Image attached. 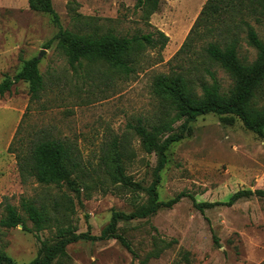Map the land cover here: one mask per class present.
<instances>
[{"label":"rangeland","instance_id":"rangeland-1","mask_svg":"<svg viewBox=\"0 0 264 264\" xmlns=\"http://www.w3.org/2000/svg\"><path fill=\"white\" fill-rule=\"evenodd\" d=\"M207 1L160 0L159 9L146 19L135 7L136 0H53L67 29L130 37L151 33L156 38L161 30L169 37L163 49L143 43L134 54L135 71L128 75L94 62L75 70L57 40L47 46L58 31L49 13L31 10L28 0H0V82L17 73L23 59L34 56L44 79L36 99L25 81L0 95V219L9 202L18 207L28 227L0 226V250L16 264H29L37 257L42 241L54 243L59 226L99 235L114 212L131 213L149 202L158 156L144 150L131 125L151 127L175 117L170 103L154 92L155 76L184 72L198 95L201 84L215 78L227 92L233 78L210 60L207 44L223 45L237 38L240 59L245 63L256 59L243 22L253 25L264 40L262 0H235V6L225 7L224 23L214 32L201 27L203 33L191 50L178 54ZM69 2L82 19L75 18ZM255 103L264 108V84ZM233 116L226 122L215 113L201 115L189 123L191 130L181 140L170 145L157 184L161 200L185 191L198 202H216L240 189H264V136ZM182 123L174 121L172 128L178 130ZM48 138L70 147L78 191L22 178L17 155L27 153L36 140ZM116 151L132 185L113 175ZM22 198L48 210L49 227L37 233L20 206ZM117 226L132 250L115 238L80 240L70 243L53 264H264V197L242 198L202 213L186 196L148 217L119 219Z\"/></svg>","mask_w":264,"mask_h":264},{"label":"trees","instance_id":"trees-1","mask_svg":"<svg viewBox=\"0 0 264 264\" xmlns=\"http://www.w3.org/2000/svg\"><path fill=\"white\" fill-rule=\"evenodd\" d=\"M262 2L264 4V0ZM28 4L31 10L49 13L52 16V21L57 26L58 31L48 41L47 46L57 40L58 49L67 57L71 67L75 70L94 62L105 64L129 75L135 71L136 59L134 54L143 46V43H148L153 47L159 46L160 49H163L169 40V37L161 30H158L157 38L151 33L130 37L119 36L111 31L104 33L95 30L93 32L74 31L63 27L60 16L54 8L53 0H28ZM233 4L235 6V0H208L178 54L191 50L190 46L195 38L203 33L201 27H208L209 32H214L218 28L217 25L224 23L225 17L223 15L227 12L225 7L233 6ZM159 5L160 0H136L135 7L142 9L145 18L149 19L159 9ZM69 6L76 12L72 2H69ZM82 17L81 13H75L76 19H82ZM243 23L247 30L248 43L257 50V57L253 62L245 63L240 59L237 50V38H233L223 45L217 42H209L205 48L210 60L219 64L233 78V85L227 92L221 91L215 78H213L212 83L203 82L201 84L202 94L198 95L190 87L184 72L174 71L170 74L155 76L154 92L170 103L171 108L175 111V117L151 127L143 123L131 125V128L140 138L144 150L153 152L158 156L156 179L150 189L149 202L131 213L114 212L110 223L99 235L92 234L90 231L78 233L73 231L70 226H59L56 241L51 244L42 241L39 254L29 264H53L59 256L66 253V247L70 243L80 240L97 241L115 238L126 248L132 250L131 242L117 226L118 220L148 217L163 207H174L186 196L193 198L194 206L202 213L216 205L232 206L242 198L264 197V189L262 188L255 190L240 189L227 200L216 202H198L185 191L179 192L167 200H161L157 192L160 171L168 161L170 145L181 140L185 133L191 130L189 123L195 121L199 116L215 113L222 116V121L229 122L232 121L233 115H236L247 129L264 136V108H259L255 103V98L264 84V40L259 37L253 25L247 21ZM39 62L37 56L23 59L21 69L13 76H5L0 82V95L11 91L17 82L25 81L29 83L31 98H38L44 89V79L39 69ZM178 120H183V123L178 130H174L172 123ZM113 160L115 162L113 175L116 181L132 185V180L120 164L118 151L115 152ZM17 161L22 178L34 177L43 185L65 184L70 189L78 191L73 177L74 164L71 163V149L60 139L36 140L27 153L17 155ZM20 206L37 233L50 226L51 216L44 206H38L34 200L27 198L21 199ZM19 224H23L25 229H28L25 218L18 207L7 202L5 204V216L0 219V226L13 228ZM37 236L40 239L38 234ZM214 239L215 242L218 241L216 236ZM0 264L16 263L7 252L0 250Z\"/></svg>","mask_w":264,"mask_h":264},{"label":"water","instance_id":"water-1","mask_svg":"<svg viewBox=\"0 0 264 264\" xmlns=\"http://www.w3.org/2000/svg\"><path fill=\"white\" fill-rule=\"evenodd\" d=\"M41 53H43V52H41Z\"/></svg>","mask_w":264,"mask_h":264}]
</instances>
